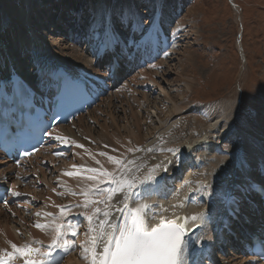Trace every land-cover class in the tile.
<instances>
[{
    "label": "bare ground",
    "instance_id": "1",
    "mask_svg": "<svg viewBox=\"0 0 264 264\" xmlns=\"http://www.w3.org/2000/svg\"><path fill=\"white\" fill-rule=\"evenodd\" d=\"M146 2L145 9L156 12V22L142 28L141 12L135 0H46L44 3H35L34 0H0V77L4 81L15 73L33 85L38 84L49 74L52 75L59 66H63L74 73L81 72L88 78H99L100 82L97 85L101 86L106 72L94 66V59L89 52L77 46L71 47L78 37L79 29L74 31L72 25L61 23L54 24L55 28L52 30V26L48 25L54 8L58 9V17H63L65 6L72 8L78 5L83 9L88 5L90 14H93L88 37L91 41H87L90 45L95 43L94 37L101 34L100 28L107 27L113 36L121 35L119 31L113 29L116 13L124 12V15L133 18V28L137 31L134 49L138 51L140 49V53H148L151 62L145 68L138 69L140 78L137 74L129 75L125 79L129 83L136 82L133 89L142 91L144 97L149 90L153 91L152 93L160 92L166 97V104L170 108L169 118H165L163 110L157 113L164 117L159 119V131L151 130L144 136L143 131L149 117L140 108L143 103L140 104L138 111L133 110L128 114L117 107L119 98L116 89L103 96L95 105L97 107H92L67 125L54 128L50 132L51 140H56L55 137L59 135L68 138V142L62 143L57 140L55 145H47L33 157V160L21 168H16L15 175L11 164L0 159V180H13L14 184H17L13 191L21 193L19 196L21 201L13 207L0 205V250L12 251L11 244L14 243L19 247L30 244L47 251L46 246L51 242L54 232L51 228L41 229L35 225L37 222L50 224L56 219L58 223L70 222L78 226L76 236H72L70 232L67 234V238L73 240L77 246L63 254L60 263L90 264L89 260L82 257V250L78 246L85 240L84 233L89 227L86 217L81 214L86 209L76 205L83 203L84 197L80 193L85 186L97 183L88 180L87 177L99 174L89 173L88 169L102 166L120 178L125 169L109 159L116 157L131 169L127 173L128 179L140 181L149 174L156 177L153 181L139 184L133 199L129 201L133 207L137 203L152 205L147 215L150 225L158 223L161 217L176 219L182 213L188 217L199 212L205 213L202 221L189 220L191 225L201 223V229L186 237L187 264H200L201 257H204V260L208 257L211 264H247L249 261L233 252L216 258L208 248L222 233H226L224 221L242 201L244 192L252 189L249 180L245 178V172L255 176V169L264 161V98L261 102L263 105L261 117L254 122L243 121V127L238 132L240 139L229 146L232 150L227 151L223 148L221 143L231 132H235L232 128L234 118H241L238 100L222 101L215 108L212 106L193 108L186 105L183 99L172 95L174 88L166 80L168 70L163 77L159 73L161 70H157L164 68L167 58L165 53L169 49L167 43L170 38L174 39L178 31L176 29L170 34L161 28L163 23L161 27L157 23L167 21L166 9L157 4L156 0ZM233 6L235 7L234 2ZM67 17L70 20L74 18L69 13ZM80 21L73 27H83ZM150 27L151 32L148 31ZM62 30L67 33L66 41L58 39V33ZM114 50H117V46L111 44L109 51ZM69 51H74L79 56L75 57L74 53ZM172 51L169 49L166 56L172 54ZM155 56L163 58L154 63L152 61ZM186 59L182 62L189 61ZM132 66H135L134 62L130 64V67ZM136 66H143V61L140 60ZM89 71L98 74L93 75ZM127 71L130 72L129 69ZM125 79H121V84ZM182 80L186 90L193 91L197 80L187 75ZM168 139L171 141L160 145V142ZM120 142L127 143L128 149L133 150H118ZM62 147L72 149L70 152H58ZM186 147L189 150L185 151ZM157 165L161 167L157 168ZM76 171L81 175H66L67 172ZM24 177H29V182H24L22 180ZM100 186L103 193L93 196V199L104 198L113 187L107 182ZM73 192L77 194L73 195ZM122 201L121 193H116L110 201L115 206L112 208V214L117 219L121 213L117 212L116 208L122 207ZM58 205L65 206L64 217L59 216ZM243 209L245 210V207ZM91 210V207L87 209L89 212ZM44 213L55 215L45 216ZM253 215L254 210L245 212L243 222L245 227H249ZM35 241L41 243H34ZM236 241H226L224 245L229 246ZM61 253L62 250L58 249L57 254ZM224 253L226 252L223 251L222 254ZM15 262L24 264L23 259L19 257Z\"/></svg>",
    "mask_w": 264,
    "mask_h": 264
},
{
    "label": "rangeland",
    "instance_id": "2",
    "mask_svg": "<svg viewBox=\"0 0 264 264\" xmlns=\"http://www.w3.org/2000/svg\"><path fill=\"white\" fill-rule=\"evenodd\" d=\"M45 1L34 0L35 3ZM146 1L135 0V3L141 14L143 13V19L140 15L141 21L144 20V24L150 25L156 22V12L154 11L153 14L151 9V12L145 9ZM156 2L164 10L166 9L167 19L165 23L161 21L157 24L161 27L163 23L161 28L170 34L176 29L178 31L174 39L170 38L169 42H171L167 43L170 52L173 50V53L166 56L169 51L167 49L164 68L156 69L161 70L159 73L162 77L168 70L166 80L174 88L172 95L183 99L186 105L193 108L201 106L215 108L222 101L231 100H238L241 106L240 101L243 99L244 103L240 107L241 118H234V126L232 125L235 132H231L228 139L221 143L223 148L231 151L229 146L240 139L238 132L243 127V121L254 122L261 117L260 112L263 107L261 102L264 98V0H233L235 7L231 4V0H156ZM89 9L88 5L83 7L85 20H91L93 17ZM67 11L65 8L63 17H58L57 8L51 11L52 23L49 22L48 25L53 27L52 30L55 28L54 24L77 25L67 17ZM144 24L142 23V28ZM146 28L147 26L144 29ZM58 39L66 41L65 30L58 33ZM73 43L78 47L76 42ZM71 47L75 48V45ZM79 48L84 49V47ZM69 52L74 53V51ZM76 54L74 53L75 57L79 56ZM161 58L163 57L158 61H161ZM182 58L189 61L182 62L184 60ZM163 70H165L164 74ZM138 71L130 75L138 74L140 78ZM185 75L197 80L193 91L186 90L183 85L182 79ZM125 82L127 79L123 80L122 86L118 89L117 107L130 114L133 110L138 111L140 104L143 103L140 108L149 117L143 135L146 136L151 130L158 132V124L164 118L157 114L158 111L163 110L165 118H169L170 114L166 97L160 92L152 93L151 90L144 97L142 91L133 89L136 82ZM128 118L132 122L130 116ZM170 141L171 139L162 141L160 145ZM118 150L133 149H128L127 143L120 142Z\"/></svg>",
    "mask_w": 264,
    "mask_h": 264
},
{
    "label": "snow or ice",
    "instance_id": "3",
    "mask_svg": "<svg viewBox=\"0 0 264 264\" xmlns=\"http://www.w3.org/2000/svg\"><path fill=\"white\" fill-rule=\"evenodd\" d=\"M142 22V21H141ZM244 101L241 99L240 104ZM49 135H52L49 133ZM56 140L67 143L68 138L57 135ZM74 143V142H73ZM83 147V145H79ZM30 155V153H25ZM101 155H107L101 153ZM109 159L125 169L117 178L107 169L90 168L89 173L99 175H89L88 180L96 181L92 185H87L83 189V203L76 205L86 209L84 215L89 222L88 231L84 233L85 240L78 245L81 248V255L84 259L89 260L90 264H187L186 247L188 241V222L202 221L205 216L204 212H199L191 217H177L176 219H166L161 217L155 225L148 223L147 215L152 205L146 203H137L135 207L130 206L129 201L133 199L135 190L139 184L145 181H153L156 177L152 174L145 176L142 180L128 179L127 173L131 169L116 157ZM99 163V161H97ZM160 168V165L156 166ZM167 171V169H163ZM68 176H79L81 173L67 172ZM110 183L113 185L108 193L102 199H93V196H99L103 193L101 184ZM116 193L123 194L122 207L116 208L121 213L119 219L113 216L112 208L115 207L110 203ZM77 193L73 192V195ZM14 196H20V192L13 191ZM7 203V201H5ZM98 205H103L100 207ZM60 209L59 216L66 215L65 206H57ZM91 207V211H87ZM40 215V213H37ZM45 216H54L53 213H44ZM102 216V218H101ZM155 218V214H153ZM183 220V223H178ZM37 228H51L54 235L51 242L46 246L47 251L41 248L33 247L26 244L19 247L12 243V251L7 249L0 250V264H15L17 257L22 258L24 264H60L63 254H67L71 249L76 247L73 240L67 238L68 232L72 236L78 233V226L69 223H58L53 219L50 224H41L37 222ZM34 243L40 244V241ZM62 250L57 254V250Z\"/></svg>",
    "mask_w": 264,
    "mask_h": 264
},
{
    "label": "water",
    "instance_id": "4",
    "mask_svg": "<svg viewBox=\"0 0 264 264\" xmlns=\"http://www.w3.org/2000/svg\"><path fill=\"white\" fill-rule=\"evenodd\" d=\"M185 149V151L186 150H189V148L188 147H186V148H184ZM184 216H186V214H182V216L181 217H184ZM180 223H183V220H180ZM199 228V224H196L195 226H189L188 225V233H191V232H194L196 229H198Z\"/></svg>",
    "mask_w": 264,
    "mask_h": 264
}]
</instances>
